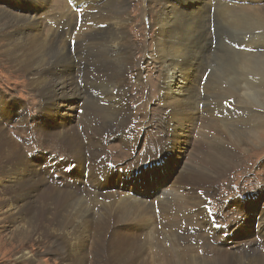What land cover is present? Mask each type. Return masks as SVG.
Instances as JSON below:
<instances>
[{"label":"bare ground","instance_id":"6f19581e","mask_svg":"<svg viewBox=\"0 0 264 264\" xmlns=\"http://www.w3.org/2000/svg\"><path fill=\"white\" fill-rule=\"evenodd\" d=\"M73 1L75 7H78L80 16L90 17L85 23H89L91 29L97 27L107 30L106 33H98L97 40L103 42L104 45L96 40L93 45H78L79 48L76 47L78 56L76 64L85 81H77V83L74 82L72 76L61 74L60 67L71 62V57L68 55L67 46H64L66 39H59L58 35L61 33L59 28H54L53 25L45 28L42 25V20L38 21L35 18H29L0 7V56L2 57L0 62L5 58L11 73L17 71L25 75L28 84L40 98L37 105L39 110L36 111L33 119L35 132L45 139H57L60 146L68 153L70 152V157L63 163L58 158L50 157L51 155L43 157L45 152H40L37 159L40 160L42 156L44 160L41 163H34L31 160L34 158L33 153L29 156L24 151L23 147L8 133L3 121L11 117L13 111L17 117L14 115L13 119L14 117L15 119L12 122L15 123L17 120L19 125L17 127H27V112L16 99L8 96L7 98L6 95L0 93V112L5 116L0 119V221L2 222L0 224V250L8 244L5 247L6 253L8 256L15 257L17 264L19 261L20 264H86L85 258L89 253L95 258L93 264H264V252L236 254L234 252L238 250L240 243L236 241L234 244L228 245L229 238L223 239L224 242L222 241L220 244L215 242L212 244V248L203 249L208 254L201 257L180 255L177 253L179 248L174 247L184 245L191 240L197 232L192 228L186 230L181 236L179 235V238L177 236L174 238V234L173 236L172 234L161 236V239L168 243L170 249L165 248V243L163 242L162 245L160 241L161 243L156 245L159 249H155L156 251L152 253L149 252V248H145V242L138 236L134 237L130 231L128 234L121 231V228H117L122 225V227H132L141 231L158 220L156 212L159 207L161 209V206L157 208L155 203L165 205L164 201L166 200L154 199L156 197L151 194V192H157L152 190L150 182L156 178L164 179L173 176L170 182L164 186L165 188L159 191L160 194L168 192L174 195V198L170 199L165 206L167 221L177 224L180 219L187 221L193 218L196 215V210L188 212V209L195 206L201 212L207 210L206 214L208 208L211 207V195L205 190L213 189V185L218 184L226 172H230L238 166L241 156L237 149L239 150L247 141H251L252 144L260 141L257 137L263 132L261 130L248 127L247 129L242 128V130H229L217 126L220 119L213 116L209 118L211 111L214 114L217 113V104L215 103L208 109V119L207 116H202V109L206 104L212 103L214 96L212 97V94L195 85L199 74H203L205 48L197 53L194 50L196 49L195 45L202 44V37L199 35L207 23L205 20L210 9L208 3L210 1L195 0L204 2V5L199 9L191 0H153L152 5L146 6L147 12H154L152 21L157 28V32L151 37L152 54L157 57L164 68L158 96L162 110H156L157 113L160 112L159 115L152 118V123L148 124L152 129L153 125L158 122L161 137L151 140L143 138L142 133L141 136L136 134L133 138H129L126 133L127 127L118 126L116 133L121 131L122 143L126 142L125 136L130 139L128 147L131 158L126 161L132 167L126 166V162H121L117 166L107 165L104 168L88 169L85 173L83 171L85 170L84 163H87V155L81 151L78 138L75 135L82 128L85 129L86 115L93 114V111L102 112L104 117L102 124L97 127L91 139L93 144L98 141L99 143L94 146L98 151L102 150V134L106 128H113L112 106L115 113L119 114L122 110L120 102H126L124 96L125 99L119 101L120 98L118 99L114 94L116 85L109 82L106 75L112 74L116 80L122 83L123 81L127 82L124 74L131 67V42L128 41L129 37L126 34L127 3L122 4L125 0H120V3L118 0H105L108 6L100 11L104 16L108 15V18L104 20L91 17L92 13L87 15V12L92 8H99L103 0ZM255 2L260 7L247 8L235 5L227 7L217 3L214 7L216 18L235 29H254L255 33L252 36H257L264 41V0H255ZM189 4H193L194 8H190ZM109 6L112 7L111 10ZM82 10L85 11L81 13ZM49 17L55 16L50 15ZM191 37L193 41H191ZM207 39L210 40L209 36ZM68 45L73 47V43ZM195 54L199 59H195ZM233 55L236 62V75L233 81L236 85L233 86L230 93L238 95L241 108L252 112V114L250 113L252 118L261 117L264 115V111L260 112V108V111H253L254 109L249 106L256 104L255 106L264 109V53L249 55L247 52L246 54L241 52V54L233 53ZM113 57L120 58L118 64L111 61ZM142 73L140 71L137 76H143L144 73ZM85 89H88L89 92L85 93ZM76 93L79 95L78 98H70ZM199 94L205 103L201 110L199 103L202 101L199 100ZM60 102L66 107L65 114L71 116L65 115L64 121L57 127L49 126L47 121L54 118L55 110ZM84 102L86 109L83 106ZM126 108L128 114L129 105H126ZM76 112L79 113L78 121ZM221 116V120H228L225 119V117H229L228 115L222 113ZM118 121L117 123L121 125L125 118L122 117ZM171 127V134L165 138L166 146L161 140L165 137L164 131ZM162 129L163 132H161ZM145 130L144 132H146ZM200 130L202 138L206 139V136L211 138L209 143L204 139L197 143L196 136ZM204 130H207L206 134L203 133ZM131 142L132 144H130ZM201 142L206 143H203L200 148ZM229 144L232 147H229ZM192 146L189 161L187 160L192 163L186 162L187 165L183 166L184 157ZM152 147L156 150H153ZM99 158V155L90 158L89 164L96 165ZM135 165L137 166L134 168ZM139 166L141 169L138 168ZM114 168H121V173L124 175L131 173L129 175L132 176L137 175V172L144 171L145 176L140 178L146 180L140 185L144 189L142 190L136 181H131L128 183V187H132L133 194L137 196H131L126 193L127 191H124V194L121 193L122 185L117 181L120 172L113 171ZM84 174L85 177L82 179ZM100 177H105V181L109 179L105 189H102L104 185L101 183ZM84 180L88 182L85 183ZM107 187H112V190H108ZM137 191L139 192L135 193ZM164 198L166 199V197ZM255 198L256 196L251 197V199ZM90 199L95 201L96 207L85 204L84 200ZM240 199L245 200L247 196L240 195ZM232 202L237 206L239 199L234 197ZM261 215V220L260 218L256 220L252 211L248 212L234 228L227 230L228 237L238 235L235 238L245 239L253 236L255 232L264 236L263 210ZM194 220L196 223L199 222L198 219ZM207 220L206 216L200 221L204 223ZM244 220L248 221V225L242 226L241 223ZM256 221L259 222L256 223ZM204 226L206 227V225ZM111 228L112 230H110ZM30 230L39 231V233L37 232L39 239L44 245L36 255L32 253L34 250L31 251L30 246L26 244L22 249H16L19 246L17 243L23 241L26 233H29ZM206 233L208 234V232ZM162 234L164 235V233ZM88 240H91L89 251L87 249ZM251 240L252 238H246L244 242L247 243ZM10 246L12 247L10 248ZM8 248L9 250L14 249L11 251L12 255L9 254ZM41 253L54 256L55 261L44 259V257L42 260Z\"/></svg>","mask_w":264,"mask_h":264},{"label":"rangeland","instance_id":"374dc122","mask_svg":"<svg viewBox=\"0 0 264 264\" xmlns=\"http://www.w3.org/2000/svg\"><path fill=\"white\" fill-rule=\"evenodd\" d=\"M71 1L69 0H0V7L10 12L25 15L26 17H29V18H35L38 21L42 20V25L45 28H48L49 25H53L54 28H59L61 30L60 31L61 33H59L58 35L60 36L59 39L60 40L66 39L64 41L65 44L64 42L63 44L64 46H67L66 49H67L68 55L69 57H71V62L64 64L63 66L60 67L61 72H62L61 74L72 76V79L74 80V82L77 83V81L78 82H85V81L83 80L82 74L80 73L79 66L76 64V61L78 60V56L76 53V50H77L76 47L79 48L78 45H93L98 39V33L100 32V34H103V33H106L107 30H105L104 28H97V27L91 29L89 23H85V21L89 20L90 17L85 18L82 15L80 16L79 11L77 9L78 7L76 8L73 3L74 1L73 0ZM118 1L120 3V0ZM191 1L195 4L197 9L201 8L204 5V2L202 1H195V0H191ZM209 1L210 2L208 3L210 4V7H209L210 9L206 15V20H205V22L207 23L205 24V27L203 31L201 32V35H199V37H202L203 42L201 41L202 43L201 45H197V46L195 45L196 49L194 50L196 51L195 53H197L202 48H205V54L203 57V68H202L203 74H199L198 81L195 82L196 83L195 85L199 86V89L212 94V97L214 96L213 97L214 100L212 99V103L208 105L206 104L205 106V103L202 101V98L200 97V94H199V97H200L199 100L202 101L201 103H199L200 110L202 109V107L205 106L202 109L203 111L201 112L202 116L205 115L207 116V119H208V113H209L208 109L213 107L215 103L217 104L216 105L217 113L214 114V112L211 111L209 113V115H211L209 116V118L213 116L217 119H220L216 124L217 126H222L229 130H232V129L242 130V128L247 129L248 127V128L256 129L259 131L261 130L263 132L258 134L257 138H259L260 141L256 142V144H252L251 141H247L248 144L246 142L243 144V146H241L239 150L237 149L238 154L241 156V159L238 162V166L230 170V172L228 171L229 173L226 172V175L220 178L218 184L213 185V189L209 188L205 190V192L211 195V199H210L211 207L208 208V212L206 214L205 212L207 210L204 212H201L200 209H198L195 206V207L188 209V212L192 210H196V215L193 218L187 221H183L180 219L179 223L177 224L170 223L169 221H167V212H166L165 206L167 205L170 199L174 198V195L168 192H166L165 194H160L159 191L165 188L164 186H166L170 182V179H172L173 176H169L168 178H164V179L156 178L155 180L150 181L151 186L153 187L152 190L157 191L156 193L150 191L151 194L154 195V197H156L154 199L158 200L159 198L160 200H163V201L166 200L164 201L165 205L155 203L157 208L161 206V209L159 207L158 212H156V215L158 216L157 218L158 220L154 224H152L150 227H147V229L145 228L141 231L139 229L132 228V227H125V226L122 227V225L117 226V228L118 227L121 228V231H125L126 233L130 231L132 236L134 237L138 236L140 240L145 242L144 243L145 248L146 247L149 248L150 253L159 249L157 246H158V243H161V242H162V245L165 243L164 244L165 248L170 249V247L168 246V243L162 240L161 236L165 237L169 234H172L173 236L174 234L173 236L174 238H176V236L177 238H179L186 230L190 228L195 229L197 231L196 234L192 236L193 239L191 238V240L184 245L174 247V248H179L177 253H180V255H184V256L194 255V256L201 257L202 255L208 254L207 251H203V249L212 248V244H214L215 242H217V244H220L222 241L224 242L226 238H229L228 245H232L236 241H239L240 246L238 247V250H235L234 252L236 254H253V253H263L264 252V236L261 233L255 232L253 236L246 237L248 239L252 238L250 242L246 243L244 242L246 238L245 239L235 238V237H238V235H236L235 237H228L229 234L227 232L228 229L234 228L239 221H242L248 212L252 211V214L256 216V220L258 218H260L261 220L262 210L264 211V115H262L263 117L261 116V117L252 118L251 117L252 112L248 111L247 109L244 110L241 108V105L238 102V98H239L238 95L236 96L230 93V91L233 90V86L236 85L235 82L233 81V78L236 75V62L234 60L233 53L241 54L242 52L246 54L247 52V54L249 55L263 54L264 53V49H263L264 41L259 39V37L257 36H252V34L255 33L254 29H251V28H236L235 29L233 26L231 27V25L229 24H224L223 22H221L219 19L216 18L217 17L215 15L216 10L214 8L217 3H220L221 6H227V7H230V6L233 7L234 5L236 7L241 6V7H247V8L260 7V6L255 2V0H209ZM124 2L127 3L126 9L128 11V14L126 15V34L129 37L128 41L131 42V43L129 42L130 47H131V59H132L131 67H130V70L126 71V73L124 74V78H127V82L123 81L122 83L121 81L116 80L115 77L112 76V74L106 75V78L109 82L116 85L114 88V94L117 95L118 99L120 98L119 101L121 99L126 98L125 99L126 102L125 103L120 102V105H122L121 107L122 110L119 114L115 113V110L113 109V106H112L111 113L113 115V119H112L113 128L111 129L106 128L104 130L102 134V138H101V146H102L101 151H98L97 148L94 146L95 144L99 142L97 141L95 144H93L94 142L92 141L91 143V139L97 127H99L102 124V121L104 119V117L102 116L103 113L102 112L99 113L98 111H93V114L85 116L86 117L85 121L87 123L85 129L82 128L75 135L78 138L77 141L80 144L81 151L87 155V163H84L85 170L83 171V173H85V171L88 169L104 168L107 165L117 166V165H120L121 162H126L127 163L126 166L129 165V167H132L126 161L131 158L130 149L128 147V142L130 140L129 138H133L136 134L138 136H141L142 133H143V138H147L151 140H153L154 138L159 139L161 137V133L158 130L159 123L156 122L153 125L152 127L153 130L150 128L148 124V123L150 124L152 123L153 121L152 118L159 115L160 112L157 113L156 110H162V104L160 103L161 101L159 100L158 96H159V88L161 84L160 81L163 78L164 68L161 62L158 61L157 57L154 54H152V43H151L152 38L151 37L157 32L156 30L157 28L155 27L152 21V16H154V12H147L146 10V6L152 5L154 1L153 0L151 1L150 0H125L122 2V4ZM107 6H108L107 2L103 0L100 3L99 8H92L91 11L87 12V15H90L92 13L91 17L98 18V20H104L108 18V15L104 16V14H101L100 11H102ZM188 6L190 8H194L193 4H189ZM111 8L112 7L109 6L110 10ZM84 11L85 10H82L81 13H83ZM50 15H53L55 17L50 18L49 17ZM81 25L82 26L84 25V26L82 27ZM207 35L209 36L210 40L207 39L208 37ZM191 39H192L191 41H193L192 37ZM97 41L100 42L99 40ZM71 43H73V47L68 45ZM100 43L104 45L103 42H100ZM195 56H196L195 59H199V57L196 54ZM219 57H222V58H219ZM1 58L2 57L0 56V59ZM201 59H202V56L200 60ZM111 61H113L115 64H118L120 61V58L113 57ZM140 71H142L144 75L143 76L139 75L138 77L137 74ZM28 83L29 82L25 75H22L21 73L17 71L11 73L9 71L5 58L2 59V61L0 62V93L6 95V97L8 96V97L14 98L19 103H21L23 105L24 110L27 112L26 115L28 119V122H27L28 126L26 125L27 127H24V128L17 127L19 126L17 124V120H15L16 121L15 123L12 122V120H14L15 117H17L15 112L12 111L11 117H9L6 120H3L4 127L6 128L8 133L23 147L24 151L29 156L30 154L33 153L34 158H32L31 160L34 163H41L44 160L43 157H47L49 155H51L50 157L58 158V160L61 163H63L65 162V160H67L70 157V154H69L70 152L68 153L65 149H63V147L60 146L57 139L55 138L45 139L44 137L40 136L37 132H35L33 128V124H34L33 119L36 114V111L39 110L37 105L40 102V98L37 97V94H35L30 84ZM99 89L101 90V87H99ZM85 91H86L85 93L89 92L88 89H85ZM78 97L79 95L76 93L70 98L76 99ZM229 104H232V105H229ZM126 105H129L128 114H127ZM255 105L256 104H253L252 106L250 105L249 107L251 109H254L253 111H256V110L260 111V109H261L260 112L264 111L263 108L259 106H255ZM83 106H84V109H86L85 102L83 103ZM115 107H118V106H115ZM228 111H231V112H228ZM65 112H66V107L62 105V102H60L57 109L55 110L54 118L48 119L47 121L48 125L52 127H57L62 121H64L65 115L71 116L69 114H65ZM222 113L229 116V117H225V119H228V120L226 121L221 120ZM14 115L15 117L13 119ZM75 115L77 118L79 116V113L76 112ZM94 115L96 116L94 117ZM122 117L125 118V121L121 125H119L117 122H119L118 120H120ZM3 118H5V116H3V114L0 112V119H3ZM78 119L79 117L77 118V121ZM162 123L165 124V122H162ZM118 126H122L124 128L127 127L126 133L129 137L128 138L127 136H125L127 143L126 142L122 143L121 136L123 135L121 134V131H117L116 133V128ZM171 129L172 127L169 130L164 131L165 137L162 138L161 142L165 145H166L165 138L169 137V135L171 134L170 132ZM144 130L146 132H144ZM161 132H163V129L161 130ZM204 132L206 134L207 130H204L203 133ZM201 135L202 134L200 130V132H198L196 136L197 143H199L200 141H203V139L204 141L207 140L208 143L210 142L211 138L209 136H206V139H205V137L202 138ZM260 135H262L261 138H260ZM203 143L205 144L206 142H201L200 148H201V145H203ZM130 144H132V142ZM193 146L190 148V150L185 155L183 166L187 165L186 162L188 164L192 163L188 161H189L190 153L192 151ZM229 147H232V145L229 144ZM152 148L153 150H156L154 147ZM40 152H43V153L45 152V153L43 154V157L41 156L39 160L37 158L40 156ZM98 155L100 157L98 163L93 166L89 164L90 158L97 157ZM54 161H57V160H54ZM148 161H151V160H148ZM136 166L137 165H135L134 168ZM138 168L141 169L140 166ZM112 170L115 172H120L117 178L118 184L122 185L121 187L122 190H120V192L121 193L123 192L124 194V191H127L126 193L131 194V196L132 195L137 196L136 194H133L132 187H128V183L131 181H136L140 187L142 183L146 182V180L140 179V178H143V176H145V172L144 171L141 172L139 170L140 172H137V175L135 174L134 176H132V175H129L131 173L126 174V175L121 173L122 172L121 168L119 169L114 168ZM182 174L184 173L182 172ZM84 177H85V174L81 178L83 179ZM97 179L99 180L98 176H97ZM86 180H88V178H86ZM86 180H84L85 183L88 182ZM100 181L104 185L102 186V189H105L106 183L109 181V179L105 181V177H102V178L100 177ZM140 188L142 190L144 189L142 187ZM107 189L112 190V187H107ZM138 192L139 191L135 193H138ZM240 195L247 196V199L241 200ZM252 196H256V198L251 199ZM164 197H166V199ZM234 197L239 199V203L237 204V206L232 202ZM84 202L87 206L96 207V203L93 199H90L88 201L84 200ZM206 216L208 220L202 223L200 220L206 218ZM194 219H198L199 222L196 223ZM244 221L241 223L242 226L248 225V221L246 220ZM259 221H256V223H258ZM0 224H2L1 221H0ZM204 225H206V227ZM158 226L160 227L158 228ZM114 229H116L115 226H114ZM110 230H112V228ZM110 230L108 231L109 233H110ZM154 231L156 232V235ZM30 232L26 233L23 241L21 240L19 243H17L19 246H17L16 249L18 248L22 249L23 245L26 244L30 246L31 251L34 250L32 253L36 255L38 252L41 251V248L44 245H42V241H40L39 239V234H38L39 231L30 230ZM206 232H208V234ZM162 233H164V235ZM152 235L155 236L156 238L155 237L152 238L153 237ZM7 245L8 244H6V246ZM6 246H4L3 249L0 250V264H8V262H10L9 264H17V261H15L16 259H14L15 257L8 256V253H6L7 252V249L5 248ZM11 247L12 246H10V248ZM90 247H91V240H88L87 241L88 251ZM13 250H9L8 248V252L10 255H12L11 251ZM41 254H40L41 255L40 258L42 260L46 258V259L52 260L53 262L55 261L54 256H49L43 253ZM94 259L95 258H93L92 255L89 253L88 255H86L85 262L86 264H93L95 262ZM19 264H20V261H19Z\"/></svg>","mask_w":264,"mask_h":264}]
</instances>
